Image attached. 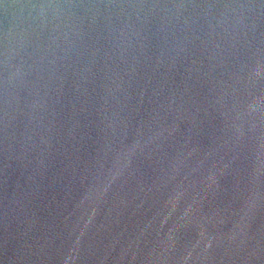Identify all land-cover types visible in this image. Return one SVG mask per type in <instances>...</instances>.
<instances>
[{
	"label": "water",
	"instance_id": "1",
	"mask_svg": "<svg viewBox=\"0 0 264 264\" xmlns=\"http://www.w3.org/2000/svg\"><path fill=\"white\" fill-rule=\"evenodd\" d=\"M0 264H264V0H0Z\"/></svg>",
	"mask_w": 264,
	"mask_h": 264
}]
</instances>
